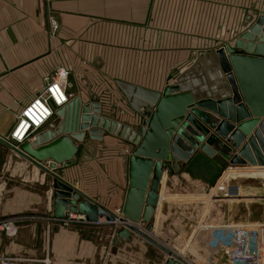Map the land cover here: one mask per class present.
Returning a JSON list of instances; mask_svg holds the SVG:
<instances>
[{
    "label": "crops",
    "instance_id": "crops-1",
    "mask_svg": "<svg viewBox=\"0 0 264 264\" xmlns=\"http://www.w3.org/2000/svg\"><path fill=\"white\" fill-rule=\"evenodd\" d=\"M161 1L179 0H0V136L11 139L17 115L46 85L56 66H66L72 72V78L75 68L81 63L91 69L92 60L97 56L95 51L98 50L118 51L119 55L123 51L121 55L126 60L131 51L135 52L134 57L137 58V52L150 45L156 57L160 55L159 52L162 53L165 64L184 65L180 77L177 80L169 79L161 89L169 83H176L181 85L182 90H191L196 99L229 96L231 87L215 53L224 44L207 45V35L204 33L196 34L190 30L176 32L154 25L156 17L161 16ZM180 1L197 2L198 18L201 19L208 12L204 9L207 5L211 6L214 2L216 11L225 0ZM229 1L231 15L227 14L226 17L230 15L232 18L233 11L238 10L239 0ZM252 1L257 2L256 7L244 8L248 11L252 9L257 15L264 12V0ZM186 12L190 15V10ZM50 17L59 24L56 35L50 33ZM149 21L150 25H147ZM241 32L238 31L236 37ZM234 41L230 44L233 45ZM176 50L181 51L177 61ZM104 59L107 63L110 58L104 55ZM118 64L124 65L121 61ZM105 65L103 71H106ZM125 69L120 68V73L116 75L103 72L102 81L108 82L110 77L115 82L144 81L129 75ZM148 80L157 81L158 76ZM71 88H68V92L80 96L84 103L101 101L103 112L107 111V115L113 112L114 108L106 97H101L104 100L95 97L96 92L100 93L101 90L98 92L94 86L91 90L82 88L76 91V88ZM150 88L159 90L155 86ZM136 114L135 120L140 123L142 117ZM55 119V116L52 117L37 131L51 127ZM130 147V142L107 131L101 139L87 135L80 144L76 163L59 166L56 172L103 205L122 209L129 186L127 149ZM214 164L218 165L217 172L221 165H230L218 154L209 157L198 152L188 162L180 164L179 172L163 177L160 192L163 201L154 216L158 236L164 231L166 220L169 223L177 221L189 208V201L183 198L172 202L170 191L179 188L184 192L183 196L190 192L181 177L186 181L191 175L206 177L209 180L205 182H210L216 177V171L208 175L200 174V169ZM201 165L203 168H200ZM53 179L43 168L0 140V221L10 220L12 227L14 224L21 227L17 235L12 228L0 231L2 255L22 260L16 264H102L103 247L112 250V247L118 246L120 264H157L142 253L126 251L132 243L143 240V245V242H147L136 234L115 240L116 230L111 226H94L82 218L72 219L70 215L51 217ZM32 236L35 248L28 251L25 243ZM19 243L23 245H19L15 253L16 244ZM149 246V243L144 245L147 251L151 248ZM114 253V256H109L111 253L108 252L109 258H112L110 264L116 262L113 260L117 257Z\"/></svg>",
    "mask_w": 264,
    "mask_h": 264
},
{
    "label": "water",
    "instance_id": "water-1",
    "mask_svg": "<svg viewBox=\"0 0 264 264\" xmlns=\"http://www.w3.org/2000/svg\"><path fill=\"white\" fill-rule=\"evenodd\" d=\"M215 53L231 87L229 96L196 99L180 84L154 90L120 80L130 106L142 117L138 126L106 116L99 101L84 103L75 95L55 110L51 127L34 132L18 146L1 136L0 140L53 176L51 217L79 213L89 220L105 206L56 169L76 163L87 135L101 139L107 131L127 140L129 186L122 213L126 219L147 223L148 232L125 226L115 231V240L136 234L167 255L163 264H186L149 233L163 177L179 172L180 164L198 152L218 154L233 166H264V12L233 45L226 43Z\"/></svg>",
    "mask_w": 264,
    "mask_h": 264
},
{
    "label": "rangeland",
    "instance_id": "rangeland-1",
    "mask_svg": "<svg viewBox=\"0 0 264 264\" xmlns=\"http://www.w3.org/2000/svg\"><path fill=\"white\" fill-rule=\"evenodd\" d=\"M160 3V17H156L154 20L156 23L154 25H158L161 28H169L174 31H182V30H190L192 33H204L207 35V45L211 44H226L231 43L236 38V34L238 31L247 30L258 18L255 12H252V9L249 11L244 7H256L257 2H253L252 0H239L238 10L233 11L232 18L231 15V8H230V1L225 0L217 6L218 10L214 11L215 6L214 2L211 6L207 5L206 9L208 12L205 17L201 19L198 18V3H185L183 1H175V2H163ZM220 7L222 9L221 14L219 13ZM190 10V15L186 11ZM162 11V12H161ZM227 14H230L226 17ZM150 25V21L147 23ZM178 36V35H177ZM181 51L176 50L175 57L176 61L178 60ZM123 53V51H122ZM121 53V54H122ZM135 52L131 51L128 53V58L125 60L123 55H119L118 51H102L98 50L95 51L97 55L92 60L91 69H87L85 64H80L77 68H75V73L72 76V72L70 71L69 76V89L72 87L73 89L76 88V91L82 88H88L89 90L92 89L94 86L95 89H98L100 93L95 94V97L99 100H104L101 97H106V100L111 103V106L114 108L113 112L110 115H107V111H101L106 116L111 118L117 119L122 121L120 118L123 119L122 122L125 123H133L132 125L138 126L139 123L136 122L135 119L137 116V112L130 106L128 99L126 98L125 94L119 87V84L115 82L113 77L109 78L108 82L102 81L103 72L105 74L110 73L111 75H116L120 73V68H126V73H130L129 75L134 76L135 78H142L144 81L141 82H130L133 84H137L143 87L150 88V86L158 87L159 90L168 80H177L180 77L181 71L184 68V65H170L165 64V60L162 56V53L156 57L153 50H150V45L144 46V50L141 52H137L139 56L135 58ZM103 55V56H102ZM105 57L110 58L107 63L104 59ZM120 56V59H119ZM124 58V59H123ZM119 61H121L124 65H119ZM182 61V60H181ZM106 63V65H105ZM105 65V69L103 71ZM107 72V73H106ZM158 76V80H148V78ZM71 78V79H70ZM78 80H74V79ZM73 79V80H72ZM171 84V83H169ZM176 84V83H175ZM71 88V89H72ZM108 88H111L114 91H110ZM151 89V88H150ZM109 90V91H106ZM155 90V89H154ZM157 90V89H156ZM115 94H114V93ZM102 95V96H101ZM110 95V96H109ZM118 95V96H116ZM100 96V97H99ZM101 103V101H99ZM102 108V107H101ZM119 108V109H118ZM7 120V118H6ZM5 120V121H6ZM125 120V121H124ZM137 123V124H135ZM130 149H127V153L129 154ZM203 168V165H201ZM226 164L221 165L220 170L217 172L218 165L214 164L211 166L204 167L200 169V174H208L210 175L213 171H216V177L210 182H205L208 178L201 177L196 178L195 176L191 175L189 180L186 181L185 178L181 177L184 183L187 185V189L190 191L188 194L190 196H197L204 194L209 191L215 181L221 176V174L227 169ZM212 167H215L211 169ZM227 173L230 174V181L231 183L239 185L241 188L236 196L242 197L241 199H234L231 201L223 202L219 207V210L216 209V213H221L219 216H216V221L219 220H228L233 222H256L264 220V166H252V165H240L236 167H232L227 170ZM190 175V174H189ZM204 178V179H202ZM206 178V179H205ZM209 180V179H208ZM242 189V190H241ZM170 196H181L184 192L181 189L175 188L174 190L170 191ZM181 194V195H179ZM193 198V197H192ZM189 199V206L190 208L187 212L192 214V218L195 220L198 207H195L196 201L193 199ZM172 202H177L178 199L172 198ZM179 201V200H178ZM187 215V213H186ZM169 220H166L164 227L167 226ZM192 223V222H191ZM183 224H185L183 222ZM21 227H16L15 224L12 227L13 233L17 235L20 231ZM1 231V230H0ZM3 231V230H2ZM161 231V229H160ZM165 231V230H164ZM164 231L160 235V239L165 243H168L167 238H165ZM157 232V230H156ZM140 238V236H139ZM142 239V238H141ZM132 243L127 250H133L135 253L139 252L144 254L147 258H152L153 263L154 261L157 264H163L167 255L163 253L161 250L154 246H149V250L147 251L144 245H148L147 242ZM205 241V239H204ZM19 245H23V243L16 244L15 253L18 252ZM179 248L177 244H172ZM26 248L28 251L35 248V242H33V236L31 240H28L25 243ZM1 250V249H0ZM104 251L102 264H110L109 256L114 254L117 255L113 260H116L114 264H120L118 260V253L119 247L114 246L112 250H108L107 247H103ZM102 251V253H103ZM108 252L109 254L108 256ZM128 252V251H127ZM2 255V253H0ZM6 255V254H5ZM114 256V255H113ZM146 258V259H147ZM145 259V258H144ZM148 260V259H147ZM22 260L14 258V264L20 263ZM145 261V260H144Z\"/></svg>",
    "mask_w": 264,
    "mask_h": 264
},
{
    "label": "built area",
    "instance_id": "built-area-1",
    "mask_svg": "<svg viewBox=\"0 0 264 264\" xmlns=\"http://www.w3.org/2000/svg\"><path fill=\"white\" fill-rule=\"evenodd\" d=\"M49 21L50 33L56 35L59 24L53 17H50ZM69 76L70 70L66 66L62 64L56 66L46 85L17 115V122L9 140L11 143L18 146L28 139L54 117L57 108L73 97L72 93L68 92ZM232 167L236 166H227L208 192L197 196L185 193L184 196L172 197L178 200L183 198L184 201H189L193 197L198 211L196 220L187 212V215H183L177 221H171L164 228L168 243L157 235L154 225L156 218H153L154 229L149 233L176 253L186 264H264V220L238 223L228 220L216 221V216L221 214H217L216 209L219 210L223 202L242 198L236 196L241 187L231 183L230 174L226 173ZM160 197L159 204L163 201V195L160 194ZM69 217L82 218L98 227L105 225L117 230L125 226H134L148 232L147 223L126 219L120 208L99 207L94 220H89L85 214L79 213H70ZM11 228L10 220L0 221V230L9 231ZM172 244H177L179 248ZM0 264H14V258L2 255Z\"/></svg>",
    "mask_w": 264,
    "mask_h": 264
},
{
    "label": "bare ground",
    "instance_id": "bare-ground-1",
    "mask_svg": "<svg viewBox=\"0 0 264 264\" xmlns=\"http://www.w3.org/2000/svg\"><path fill=\"white\" fill-rule=\"evenodd\" d=\"M227 173V172H226ZM238 193V192H237Z\"/></svg>",
    "mask_w": 264,
    "mask_h": 264
}]
</instances>
